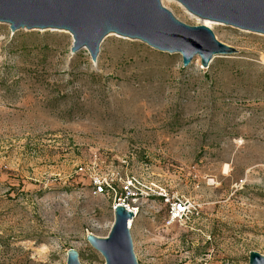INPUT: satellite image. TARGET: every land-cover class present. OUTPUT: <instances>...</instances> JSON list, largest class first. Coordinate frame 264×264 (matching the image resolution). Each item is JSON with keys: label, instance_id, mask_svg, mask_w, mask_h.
Returning a JSON list of instances; mask_svg holds the SVG:
<instances>
[{"label": "rangeland", "instance_id": "obj_1", "mask_svg": "<svg viewBox=\"0 0 264 264\" xmlns=\"http://www.w3.org/2000/svg\"><path fill=\"white\" fill-rule=\"evenodd\" d=\"M212 31L238 54L203 69L198 57L183 68L178 54L116 35L93 63L87 50L71 54L68 32L13 34L0 23V264H67L69 250L105 264L86 238L108 237L114 202L76 176L95 152L114 167L127 157L124 174L197 208L166 228L160 201L142 203L130 229L138 264L264 256V35Z\"/></svg>", "mask_w": 264, "mask_h": 264}, {"label": "water", "instance_id": "obj_2", "mask_svg": "<svg viewBox=\"0 0 264 264\" xmlns=\"http://www.w3.org/2000/svg\"><path fill=\"white\" fill-rule=\"evenodd\" d=\"M200 20L199 26L180 22L162 0H0V23L18 31H65L73 38L71 54L87 50L97 63L101 45L110 35L141 42L151 49L182 57L188 68L198 57L203 69L215 58L238 52L219 42L205 22L264 35V0H173ZM133 213L118 206L107 238L88 235L86 240L105 264H138L129 221ZM67 264H80L75 250ZM249 264H264L252 252Z\"/></svg>", "mask_w": 264, "mask_h": 264}, {"label": "built area", "instance_id": "obj_3", "mask_svg": "<svg viewBox=\"0 0 264 264\" xmlns=\"http://www.w3.org/2000/svg\"><path fill=\"white\" fill-rule=\"evenodd\" d=\"M102 157L95 152L87 164L79 166L76 170L77 177H83L88 181L95 196H103L114 202L113 212L118 206L124 207L133 213L134 219L129 221L128 228L131 229L133 222L140 216L141 208L151 199L160 201L165 208L164 226L181 225L190 220L197 212L193 202L171 193L170 189L150 183L145 184L134 176L124 174V168L129 167V159L122 157L117 159L118 167L114 162ZM119 169H122L118 171ZM244 182L237 183V188H243Z\"/></svg>", "mask_w": 264, "mask_h": 264}, {"label": "bare ground", "instance_id": "obj_4", "mask_svg": "<svg viewBox=\"0 0 264 264\" xmlns=\"http://www.w3.org/2000/svg\"><path fill=\"white\" fill-rule=\"evenodd\" d=\"M166 0H162V2L164 3ZM167 1H171V0H167ZM204 25H206L207 27H209L211 30H213V26L217 25L215 23H210V22H205ZM264 61V60H263ZM227 170V167H226ZM227 172V171H226Z\"/></svg>", "mask_w": 264, "mask_h": 264}]
</instances>
